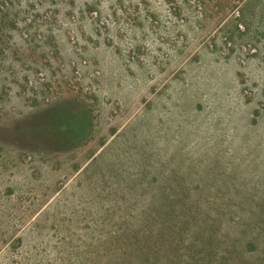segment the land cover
<instances>
[{
	"label": "rangeland",
	"instance_id": "1",
	"mask_svg": "<svg viewBox=\"0 0 264 264\" xmlns=\"http://www.w3.org/2000/svg\"><path fill=\"white\" fill-rule=\"evenodd\" d=\"M258 204L264 0H0V264H264Z\"/></svg>",
	"mask_w": 264,
	"mask_h": 264
},
{
	"label": "trees",
	"instance_id": "2",
	"mask_svg": "<svg viewBox=\"0 0 264 264\" xmlns=\"http://www.w3.org/2000/svg\"><path fill=\"white\" fill-rule=\"evenodd\" d=\"M198 190L202 191L203 189L201 187H199ZM233 199L234 198H229L226 200L235 202ZM205 201L206 200H204V198L202 199V202L196 201L198 203L197 204L198 211H203V207H204L203 205H205ZM255 207H257V209ZM255 207H254V205L252 206V217L255 216L254 218H252V220H256V222H263L264 223V204H258V206H255ZM206 220H208V219H206ZM241 227H243V226H241ZM263 227H264V225H263ZM219 228H220V226H219ZM200 229H201V231L199 234H197V236H196L197 239L195 240L199 244V246H196L194 244V241H192L190 244H188V242H185L187 245H190L193 252H195V253L201 252L200 248H203L207 252H216V254L213 253V256H216L218 253H221V252L222 253H234V252L238 253L239 251L242 250V249H239L240 247L238 246L239 243L237 240V236H232L229 233L222 234L221 232H219V233L212 232V231H210L211 228L209 226H207L204 222H202ZM179 231L183 236H184V233H185V235H188L187 234L188 232L191 233L190 230H187L185 228H181ZM187 239H188V237H187ZM198 240H200L201 243ZM245 240H246L245 242L247 244L252 245V238L249 241H248V239H245ZM255 244L257 245V249L259 252H262L264 250V243L260 242L259 239L255 240ZM196 247H198V248L196 249ZM163 249H166V246ZM197 250H199V251H197ZM231 251H234V252H231ZM176 255H179V259H182V261L178 264H184V261L186 259L184 260L183 257H181L179 252H177ZM150 257H152V258H150ZM153 257L154 258L156 257V252L150 251L147 253L145 260L149 261V262H153V260H152ZM162 264H176V262H175V260L173 261V259L169 258V259L165 260V262L163 260Z\"/></svg>",
	"mask_w": 264,
	"mask_h": 264
}]
</instances>
